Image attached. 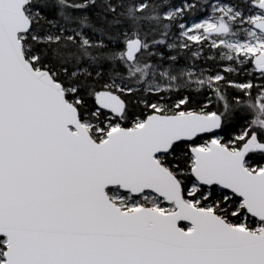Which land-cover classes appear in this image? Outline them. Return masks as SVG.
Returning a JSON list of instances; mask_svg holds the SVG:
<instances>
[{
    "label": "snow or ice",
    "instance_id": "1",
    "mask_svg": "<svg viewBox=\"0 0 264 264\" xmlns=\"http://www.w3.org/2000/svg\"><path fill=\"white\" fill-rule=\"evenodd\" d=\"M0 264H264V0H0Z\"/></svg>",
    "mask_w": 264,
    "mask_h": 264
}]
</instances>
